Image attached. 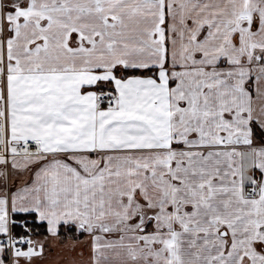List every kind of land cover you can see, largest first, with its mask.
<instances>
[{"label":"snow or ice","instance_id":"snow-or-ice-1","mask_svg":"<svg viewBox=\"0 0 264 264\" xmlns=\"http://www.w3.org/2000/svg\"><path fill=\"white\" fill-rule=\"evenodd\" d=\"M0 264H264V0H0Z\"/></svg>","mask_w":264,"mask_h":264}]
</instances>
